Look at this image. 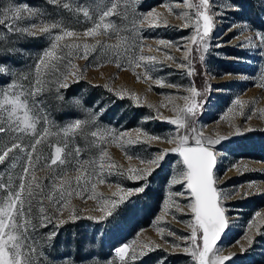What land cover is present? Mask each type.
Returning a JSON list of instances; mask_svg holds the SVG:
<instances>
[{"label": "rangeland", "instance_id": "1", "mask_svg": "<svg viewBox=\"0 0 264 264\" xmlns=\"http://www.w3.org/2000/svg\"><path fill=\"white\" fill-rule=\"evenodd\" d=\"M239 1L244 2L243 5L237 3L241 9L239 12H225L226 0H209V14L217 11V5L221 9L214 17L216 27L208 40V51L203 53L210 92L199 115L194 121L189 120L188 126L189 129L195 127L205 140L229 137L223 142V149L213 147L217 156L214 177L217 179L218 190L224 194L222 203L228 219V228L218 241V246L222 248L220 254L232 255L228 264H264V159L252 155L261 147L264 148V60L254 49L246 44L241 45L246 38L254 36L256 29L264 30V8L260 6L261 0ZM111 2L61 0V3H69L72 7L93 3L110 5ZM115 2L121 15L109 19L120 29L119 35L109 30L107 35L101 34L96 38L83 37L85 28L92 25L82 12L67 14L70 15L67 17L71 20L69 22L75 27L58 22L63 28L81 34L79 39L66 38L61 41V45L84 42L95 44L99 40L103 45L114 47L98 45L87 59L80 58L83 55L82 49L58 50L66 59L57 64V71L44 74L43 86L47 91L37 97L43 101L42 108L50 121L51 132L47 141L37 148L40 156L38 163L46 162V158L51 155L49 145L64 146L65 141L69 150L74 145L79 146L82 158H97L98 150L91 145L93 141L98 142L99 134L107 129L117 133L127 132L133 139L139 136L142 142L132 145L125 138L104 145L109 154L106 160L119 168L112 169L113 175L103 176V183L93 181L94 191L89 184L80 195L73 196L69 208L81 217H99L108 212L113 214L99 223L85 218L56 228L58 235L52 240V247L44 249L45 255L52 264H64L70 258L69 254L71 258L80 260L94 252L92 259L106 258L110 264H121L114 254V248L129 243L133 245L137 259L131 260L130 251L125 264H194L191 256L182 252L191 232L190 222L194 219L188 208L191 194L186 184L172 182L185 169L178 153L170 151L176 144L169 143L167 139L189 134V143H193L194 137L187 129H178L168 121L176 119L178 111L186 107L187 102L183 96H190L187 89L194 85L191 75H188V68H179V59H166V45L159 44L160 40L173 42L167 53L177 58L184 56V51L177 50L176 45L182 38L192 34L191 28L181 27L186 23L181 15L182 10H185V0ZM198 2L193 0V3ZM0 3H7V0H0ZM29 5L34 8L38 6ZM188 11L190 16L193 15L194 10ZM40 12L43 14V11ZM148 13L156 15L149 17L134 31L132 22H138L140 15ZM153 24L158 26H150ZM248 25H251V29ZM237 28L242 34L236 35ZM3 36V30L0 29V39ZM42 37L36 46H27L28 37H11L10 49L14 58L7 62L0 59V63L8 64L13 71L22 76L28 75L34 81V62L50 46V37ZM126 41L127 44L133 41L139 44L142 41L145 45L143 54L154 55L162 62L157 71L149 73L151 79L145 78L142 67L133 66L139 53L136 49L125 52ZM190 46L198 48L197 45ZM69 61L76 68L69 69ZM117 63L121 67H117ZM69 71H75L77 76H69L68 83L80 78L86 79L88 83H81L68 96L63 94V89L60 90V95L64 97L61 102L71 104L76 112L74 115L57 116L53 113L50 100L60 102L56 99L57 81L62 79L61 74ZM157 80L164 86L157 84ZM16 82L25 83L23 80ZM7 83L6 78L0 81V85ZM116 93H120L123 98H118ZM237 99L241 104H236ZM93 113L98 114L95 119L92 118ZM75 119L86 123L75 135L65 136L61 129ZM43 126L41 121L37 126L38 132ZM93 131L98 132L97 138L91 137ZM151 137L160 139L154 140ZM26 143H30V140H26ZM162 149L169 150L163 161L159 165L148 164L147 161L161 154ZM131 168H148L150 174H146L145 180H133L130 175L135 173L128 172ZM118 172L123 174H115ZM36 174L43 177L47 169L40 170L38 167ZM142 185L145 191L137 193L135 189ZM256 213L261 215L256 216ZM68 216L69 211L66 209L61 218L67 219ZM53 230L54 226L48 225L39 229L38 234H49ZM93 237L94 245L78 249L80 242L90 244ZM64 240H67L66 246ZM145 245L148 247L145 248ZM80 264L92 262L80 260Z\"/></svg>", "mask_w": 264, "mask_h": 264}, {"label": "snow or ice", "instance_id": "2", "mask_svg": "<svg viewBox=\"0 0 264 264\" xmlns=\"http://www.w3.org/2000/svg\"><path fill=\"white\" fill-rule=\"evenodd\" d=\"M47 2L62 10H69L77 14L82 12L85 19L92 25L83 31L82 36L85 38H96L101 34L107 35L109 30L113 34L119 35L120 29L109 19L112 16L121 15L117 11L118 4L115 0H112L110 5L93 3L77 7H72L69 3H61V0H47ZM260 6L264 8V0H261ZM216 9V12L209 14L211 11L209 0H199L198 3H193V0H185V10H182L181 15L186 23L181 27L191 28L192 34L182 38L181 42L176 45L177 50L184 51L182 58L167 53V49L172 47L173 42L159 41L160 45H166V59H179L178 67L181 69L187 67L188 75L194 73V68L191 65L193 49L190 45L198 46L197 51L201 53L199 59L203 61V53L208 51V40L216 27L214 17L221 11L219 5L216 6ZM188 10H194L193 15L190 16ZM229 10L239 12L241 9L234 0H226V7L223 11ZM169 11L172 9L169 8ZM42 15L39 9L30 6L25 0H7V3H0V29L3 30V35L11 33L17 37L39 38L42 35L50 37V46L43 50L34 62V81L28 75L22 76L13 71V68L8 64L0 63V77L8 80L7 84L0 85V166H2L0 167V264H52V261L48 260L45 255L44 249L52 247L51 242L58 235V232L55 231L56 228L85 218L99 223L111 216L112 212L99 217H81L74 209L69 208V202L73 196L80 195L89 184L94 191L95 183L93 181L103 183V176L113 175L112 169L119 168L118 165L106 160L109 154L104 145L109 141L115 142L125 138L127 143L132 145L142 142L139 136L133 139L127 132L117 133L112 129H107L101 132L98 137V132L93 131L90 135L93 138L98 137V142L93 141L91 146L98 150L97 158H82L81 148L74 145L69 150L65 141L64 146L49 145L51 155L46 158V162L38 163L40 156L37 153V148L47 141L51 132L50 121L42 108L43 101L37 97H41L47 91L43 86L45 83L44 74L57 71V64L66 59L58 50L82 49L83 55L80 58L87 59L90 52L95 51L98 45L114 47L103 45L99 40H96L95 44L84 42L61 45V41H65L66 38L79 39L81 34L75 30L63 28L58 22H45L41 19ZM155 15V13L140 15L138 22L135 20L132 22L133 30L135 31L145 20L155 17ZM230 27L233 26L230 25ZM248 28L251 29V25H248ZM240 34L242 31L237 28L236 35ZM121 39L125 38L121 37ZM245 44L259 53L260 58L264 60V30L256 29L254 36L241 42V45ZM126 45L125 52L131 49L138 50L139 54L133 66L142 67L145 78L151 79L149 73L157 71L158 65L162 62L158 61L154 55L143 54L145 45L142 41L139 44L135 41L127 44L126 41ZM217 47H219L218 44ZM11 54L7 49L0 53L4 57ZM117 67H121V65L117 63ZM68 68L74 69L76 65L69 61ZM61 76L62 79L57 81L56 88L58 101L64 100V97L60 95V90L70 86L68 77H76L77 73L69 71ZM16 80H23L25 83H17ZM156 83L164 86L159 80ZM171 87L176 86L172 85ZM187 91L190 96H183L184 101L187 102L186 107L178 111L176 119L168 122L176 125L178 129H187L194 137V146L189 145V134L167 138L169 143L176 144V147L170 151L178 153L182 157V166L185 169L180 172L179 178L174 177L172 182L186 184L187 190L191 194L188 208L194 219L190 222L191 232L186 238L187 246L182 249V252L190 255L194 264H228L232 255H221L222 248L218 246V241L228 228V219L226 208L222 203L224 194L218 190L217 179L214 177L217 156L213 147L223 149V142L227 141L229 137L205 140L195 127L189 129L188 121L195 120L202 105L197 102V97L201 93L195 87H190ZM116 95L118 98H123L120 93H116ZM236 104H241V101L237 99ZM96 115L98 114L93 113L92 118L95 119ZM41 121L44 126L38 132L37 126L41 124ZM85 123V121L75 119L61 131L65 136L75 135ZM151 139L160 138L151 137ZM26 140H30V143H26ZM168 151L160 150L161 154L156 155L147 163L159 165ZM128 159L131 160L132 157L129 156ZM38 167L40 170L47 169V174L43 177L37 176ZM128 172L129 174L135 173L130 175L131 179L142 181L145 180L146 174H150V169L131 168ZM135 191L137 193L144 192L145 186L142 185ZM88 198L95 197L89 196ZM66 209L69 211V216L67 219H62ZM260 215V213H256V216ZM48 225L54 226L51 233L38 234L39 229ZM170 235L173 234L170 233ZM94 244L95 237L92 238L90 244L80 242L78 249H87ZM177 246L174 245V247ZM130 251L132 253L131 260L136 261L137 254L132 244L124 243L122 246L114 248V254L121 264H125ZM143 251L142 248L141 254ZM94 255V252L90 253L88 256L81 257L80 260H91L92 264H110L106 258L92 259ZM69 257L64 261V264H80V260L71 258V254Z\"/></svg>", "mask_w": 264, "mask_h": 264}, {"label": "trees", "instance_id": "3", "mask_svg": "<svg viewBox=\"0 0 264 264\" xmlns=\"http://www.w3.org/2000/svg\"><path fill=\"white\" fill-rule=\"evenodd\" d=\"M236 3L239 5H243L244 2L239 1V0H234ZM28 4H31L33 6H40L37 8L40 11H43V19L45 21H52V22H62L67 26H72L75 27V25L72 22H69L70 18H67V14H71V11H64L62 9H59L57 6L52 5L47 2V0H25ZM63 15V16H62ZM15 35H12L11 33H8L6 36L4 35L0 39V53H3L5 49L9 50L11 53V40L10 38ZM40 39H42V36H39ZM39 38H31L28 37L29 40H27V46H36L38 44V39ZM193 49V48H192ZM199 52L197 51L196 47H194L192 51V59H191V65L194 68V73L191 75L193 85L194 87L201 93L199 97H197V102L198 104H203V102L207 99V96L209 94L210 90V85L208 83V75L206 73V69L204 67L203 61L199 59ZM13 55L11 54L10 56L4 57L0 55V59L4 61H11L13 60ZM4 77H0V81H2ZM83 82L88 83L86 79H76L71 82H69V87L67 89H63V94L68 96L70 93L75 92L78 88L79 85ZM91 95H89L90 97ZM50 98V97H48ZM52 100V101H51ZM50 100L51 108L53 110V113L56 114L57 116L63 115V114H68V115H74L75 114V109H73L72 105L69 103L65 102H57L54 101L53 99ZM201 109V108H200ZM253 156H256L258 158L264 159V148L261 147L260 150H257L256 152H253ZM67 240H64V245L66 246Z\"/></svg>", "mask_w": 264, "mask_h": 264}, {"label": "water", "instance_id": "4", "mask_svg": "<svg viewBox=\"0 0 264 264\" xmlns=\"http://www.w3.org/2000/svg\"><path fill=\"white\" fill-rule=\"evenodd\" d=\"M190 146H194L193 143H189ZM213 151H214V148H213ZM179 155V154H178ZM180 156V155H179ZM181 160H182V157L180 156Z\"/></svg>", "mask_w": 264, "mask_h": 264}, {"label": "bare ground", "instance_id": "5", "mask_svg": "<svg viewBox=\"0 0 264 264\" xmlns=\"http://www.w3.org/2000/svg\"><path fill=\"white\" fill-rule=\"evenodd\" d=\"M121 246V245H120Z\"/></svg>", "mask_w": 264, "mask_h": 264}]
</instances>
